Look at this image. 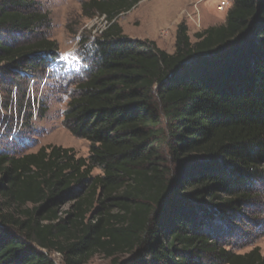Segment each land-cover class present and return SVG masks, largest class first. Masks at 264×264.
Listing matches in <instances>:
<instances>
[{
    "label": "trees",
    "instance_id": "trees-1",
    "mask_svg": "<svg viewBox=\"0 0 264 264\" xmlns=\"http://www.w3.org/2000/svg\"><path fill=\"white\" fill-rule=\"evenodd\" d=\"M140 1L82 2L83 17L106 24L81 42L84 69L53 74L75 79L62 124L88 156L0 151V264H56L53 252L61 264L99 253L109 264H264L258 246L230 241L264 180V0H231L195 41L180 22L171 53L123 34L118 17ZM48 20L35 0H0L5 109L6 86L58 58L54 41L30 37Z\"/></svg>",
    "mask_w": 264,
    "mask_h": 264
},
{
    "label": "rangeland",
    "instance_id": "rangeland-1",
    "mask_svg": "<svg viewBox=\"0 0 264 264\" xmlns=\"http://www.w3.org/2000/svg\"><path fill=\"white\" fill-rule=\"evenodd\" d=\"M35 1L42 12L48 13L49 20L46 25L35 30L38 35L30 37H43L54 41L58 58L49 63L44 71L30 73L25 79L16 78L15 83L6 86L11 98L6 109L0 107V116L9 109H15L14 98L16 99L19 88L25 91L27 105L22 108L25 113L18 135L12 141L3 137L0 141V151L23 153L35 151L41 145L53 144L72 148L77 156L87 157L89 142L73 136L62 124L63 112L75 79L59 81L53 74L59 71L77 73L84 69L85 66L78 62L83 55L81 42L87 35L96 37L106 22L103 16H82L81 4L86 0ZM193 2L194 0H141L130 11L120 15L117 21L123 34L129 38L152 40L159 48L171 53L174 50L175 36L173 33L168 34V24L172 22L177 27V24L183 22L187 26L191 41H195L196 33L223 23L232 4L231 0H204L197 5L199 16L194 22L196 17L192 20L186 16V12L195 16ZM220 5H224L225 9H219ZM157 24L159 27L163 26L158 32L153 30ZM1 35L7 38L11 36L7 33ZM26 36L27 34L16 37L21 40ZM4 93L0 90L1 103ZM27 115H30V118ZM98 172V169H95L93 174ZM67 207L68 204L63 205L62 210ZM245 209V216L236 222L238 226L233 230L230 239L233 249L243 253L258 246L264 255V180L257 187V197L245 206ZM51 256L56 264H61V256L58 253L53 252ZM109 260L99 253L85 264H109Z\"/></svg>",
    "mask_w": 264,
    "mask_h": 264
},
{
    "label": "built area",
    "instance_id": "built-area-1",
    "mask_svg": "<svg viewBox=\"0 0 264 264\" xmlns=\"http://www.w3.org/2000/svg\"><path fill=\"white\" fill-rule=\"evenodd\" d=\"M204 0H194V2L192 3V7L194 8V14L195 16H191V13H187L186 12V16L191 18L192 20L195 18V20H193L194 22H196V19L198 20V16H199V10L197 8V5H199L201 2H203ZM219 9L223 10L225 9L224 5H220ZM14 100H16L14 98ZM0 107L1 109L2 107V103L0 101ZM17 107L15 105V109H13V111L11 109L6 111V115L3 114L0 116V141L2 140L3 137H6L9 141H12L19 133L20 131V127L23 123V117H24V110L19 112L18 110H16ZM7 112H9L7 114Z\"/></svg>",
    "mask_w": 264,
    "mask_h": 264
},
{
    "label": "crops",
    "instance_id": "crops-1",
    "mask_svg": "<svg viewBox=\"0 0 264 264\" xmlns=\"http://www.w3.org/2000/svg\"><path fill=\"white\" fill-rule=\"evenodd\" d=\"M156 27H154V31L158 32L161 28H163V26L161 25L159 27V24L155 25ZM168 27H166V29L169 30L168 34L170 33H173V35L175 36V30H176V27L175 25L172 24V22L170 24L167 25ZM152 30L153 33H155L154 31Z\"/></svg>",
    "mask_w": 264,
    "mask_h": 264
}]
</instances>
